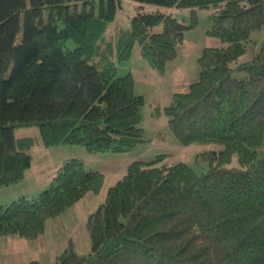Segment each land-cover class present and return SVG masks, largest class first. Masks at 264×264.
Listing matches in <instances>:
<instances>
[{"label":"trees","instance_id":"obj_1","mask_svg":"<svg viewBox=\"0 0 264 264\" xmlns=\"http://www.w3.org/2000/svg\"><path fill=\"white\" fill-rule=\"evenodd\" d=\"M133 1L129 27L111 28L121 0H0V188L22 181L32 163L34 138H16V127L37 126L45 147L91 153L146 143L144 98L117 66L138 45L164 72L196 11L208 9L207 34L222 46L202 50L198 78L164 113L180 144L220 148L199 153V173L163 163L165 154L131 162L87 217L91 252L78 254L69 240L56 264H264V42L255 35L264 0ZM103 180L81 159L63 160L36 196L0 204V235L37 239Z\"/></svg>","mask_w":264,"mask_h":264},{"label":"rangeland","instance_id":"obj_2","mask_svg":"<svg viewBox=\"0 0 264 264\" xmlns=\"http://www.w3.org/2000/svg\"><path fill=\"white\" fill-rule=\"evenodd\" d=\"M139 5L133 0H121L120 8L117 9L115 20L110 27L113 28L115 22L129 27ZM172 14L184 20L186 24L191 22V14L187 10H174ZM209 14L208 9L196 11L195 27L185 31L176 57L167 62L164 72L152 69L149 63L141 58L138 45H134L130 59L117 66L118 75L131 71L135 81L134 90L144 98L140 125L148 139L146 143L121 153H91L80 145L61 144L45 147L41 144L37 126L14 129L16 138H34V144L29 151L32 163L22 181L0 188V204L9 203L24 194L36 196L47 187L58 164L68 158L81 159L86 170L100 171L104 180L99 192H87L64 213L48 219L44 233L37 239L27 240L17 234L0 235V264H28L33 260L39 264H56V257L68 245L69 240L78 254L90 253V239L85 227L87 217L104 201L108 188L123 177L127 166L133 161H150L158 154H165L162 161L165 164L185 162L197 173L206 167V163L197 162L199 153L209 149L218 150L220 147L180 144L168 127L164 107L171 103L175 92L188 91L189 85L198 78L197 59L202 50L207 46H222L217 38L207 34L211 25ZM255 35L258 40L264 42V31Z\"/></svg>","mask_w":264,"mask_h":264}]
</instances>
